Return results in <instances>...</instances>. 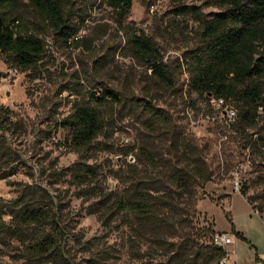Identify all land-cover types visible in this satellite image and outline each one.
Segmentation results:
<instances>
[{
    "label": "rangeland",
    "instance_id": "rangeland-1",
    "mask_svg": "<svg viewBox=\"0 0 264 264\" xmlns=\"http://www.w3.org/2000/svg\"><path fill=\"white\" fill-rule=\"evenodd\" d=\"M1 2L9 20L42 31L46 55L26 71L0 57V264H215L195 236L207 225L230 236L223 247L227 264H261L264 110L241 129L220 121L222 114L203 97L185 94L195 109L182 95L183 57L204 44L198 16L213 18L220 8L185 0L199 15L176 14L172 0H132L120 27L101 0H73L69 17L79 30L66 47L27 0ZM133 29L159 49L173 87L163 88L128 56L125 34ZM102 87L117 92L120 102H94ZM147 103L167 113L175 143L171 130L147 113ZM78 106L95 108L102 129L86 148L63 149L62 133L53 137L56 125ZM191 153L200 155L204 176L185 190L172 175L179 168L192 173ZM87 167L95 178L82 184L75 176ZM144 194L154 201L160 229L119 207ZM35 209L44 218L24 224L22 214ZM47 234L56 235L53 253H31Z\"/></svg>",
    "mask_w": 264,
    "mask_h": 264
},
{
    "label": "trees",
    "instance_id": "trees-1",
    "mask_svg": "<svg viewBox=\"0 0 264 264\" xmlns=\"http://www.w3.org/2000/svg\"><path fill=\"white\" fill-rule=\"evenodd\" d=\"M41 21L45 22L54 38L62 46L69 47L77 40L79 25L71 21L69 14L74 6L73 0H27ZM114 15L115 22L122 27L129 16L132 0H101ZM176 7V14H198L195 6H185V0H172ZM209 5H215L220 11L213 18L205 15L198 16L201 27L202 47L189 51L184 55L180 67H185L186 76L182 86V95L191 93L203 97L210 104L211 99H222L224 105H230L235 111L234 127L245 129L251 127L256 120L259 109L264 110V0H205ZM143 2V0H142ZM0 0V57L6 56L10 66L23 71L33 68L46 55V43L39 28L19 23L18 19L9 20L2 9ZM125 48L132 59L150 71V76L163 88L175 85V77L163 61L159 49L138 29L126 32ZM76 37V38H75ZM184 87V88H183ZM99 97L92 94L94 102L110 101L119 103L120 97L114 90L102 87ZM189 101V102H188ZM187 107L195 108V103L187 100ZM147 113L155 121L160 122L170 131L169 139L176 141L173 126L165 111L156 108L151 103L144 106ZM4 109L0 106V110ZM196 109V108H195ZM223 112V110H220ZM220 112V113H221ZM1 114V112H0ZM62 133L61 142L67 147L75 149L86 148L96 138L102 129V117L99 112L89 106H78L62 118L56 125ZM184 141V140H183ZM181 141L177 142L178 144ZM195 167L192 173L184 169H175L174 180L182 189L189 190L192 183L204 176L199 163L200 155L191 153ZM82 184H90L95 176L89 167L80 168L76 176ZM209 180L206 176L203 182ZM245 196V192L241 191ZM247 203L249 198H246ZM119 207L136 215L145 221L150 230L160 229L155 204L150 194H144L134 201H119ZM44 218L40 210L26 211L21 221L26 225L38 224ZM159 226V227H158ZM141 228V226H140ZM55 234H60L55 228ZM135 230L139 231L138 228ZM58 231V232H56ZM231 232L242 236L231 228ZM217 234L210 225L196 230L195 236L201 241V247L209 254L215 264H221L226 258V251L216 246L213 236ZM56 235L47 234L30 246L31 253L38 256L53 253L57 246ZM62 258V257H61ZM63 262H67L63 259ZM63 263V264H64ZM264 263V262H263ZM227 264V262L223 263Z\"/></svg>",
    "mask_w": 264,
    "mask_h": 264
},
{
    "label": "built area",
    "instance_id": "built-area-1",
    "mask_svg": "<svg viewBox=\"0 0 264 264\" xmlns=\"http://www.w3.org/2000/svg\"><path fill=\"white\" fill-rule=\"evenodd\" d=\"M153 8V6L151 7ZM76 38V37H75ZM16 70V68H14ZM210 104L211 106L214 108V110H217L219 112H221L220 110L222 109L223 112H221L223 118L220 119V121H223L224 120V123L226 124V126H230V123L234 120V116H235V111L234 109L232 108V106L230 105H224V102L222 99H211L210 100ZM186 113L188 114V110L186 108ZM227 120L229 121V123L226 121V118ZM60 130H58V133L57 131L54 133L53 137L60 135ZM61 141V140H60ZM62 143V142H61ZM61 147L63 149H65V146L61 145ZM231 241V238L230 236H228L227 234H224V233H220V234H215L213 236V243L216 245V246H220V247H224L225 245L229 244ZM226 262V258H224L222 261H221V264L225 263Z\"/></svg>",
    "mask_w": 264,
    "mask_h": 264
},
{
    "label": "crops",
    "instance_id": "crops-1",
    "mask_svg": "<svg viewBox=\"0 0 264 264\" xmlns=\"http://www.w3.org/2000/svg\"><path fill=\"white\" fill-rule=\"evenodd\" d=\"M256 262H258V258H256ZM261 264H264V259L260 260ZM260 264V263H259Z\"/></svg>",
    "mask_w": 264,
    "mask_h": 264
}]
</instances>
